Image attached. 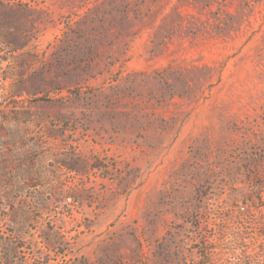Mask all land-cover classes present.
<instances>
[{"label":"rangeland","instance_id":"obj_1","mask_svg":"<svg viewBox=\"0 0 264 264\" xmlns=\"http://www.w3.org/2000/svg\"><path fill=\"white\" fill-rule=\"evenodd\" d=\"M0 264H264V0H0Z\"/></svg>","mask_w":264,"mask_h":264}]
</instances>
